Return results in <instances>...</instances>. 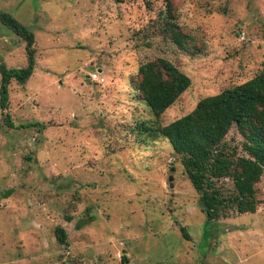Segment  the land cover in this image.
<instances>
[{"label":"rangeland","instance_id":"rangeland-1","mask_svg":"<svg viewBox=\"0 0 264 264\" xmlns=\"http://www.w3.org/2000/svg\"><path fill=\"white\" fill-rule=\"evenodd\" d=\"M172 1L186 49L148 35L164 0H0L36 61L10 84L12 125L0 110V264H264V174L256 211L207 221L169 141L139 135L153 115L129 84L156 57L190 77L167 124L248 80L264 64V0ZM25 64L0 22V66ZM226 139L242 140L234 127Z\"/></svg>","mask_w":264,"mask_h":264},{"label":"trees","instance_id":"trees-1","mask_svg":"<svg viewBox=\"0 0 264 264\" xmlns=\"http://www.w3.org/2000/svg\"><path fill=\"white\" fill-rule=\"evenodd\" d=\"M175 9L172 0H164V8L151 23L148 35L161 36L186 49L189 35L176 22ZM0 22L25 41L26 64L0 66V110L5 122L12 125L6 111L9 87L13 80L25 84L33 74L35 39L32 31L1 10ZM129 81L136 97L153 115V120L137 123L139 135L169 141L183 173L199 195L198 203L207 221L229 213L256 211L260 203L256 185L264 174V64L248 80L199 99L191 111L167 124H161L159 116L190 86V77L170 60L156 57L139 64ZM232 127L242 138L240 145L226 139ZM225 179L231 181L229 188L224 186ZM54 233L59 243L67 244L62 226H55Z\"/></svg>","mask_w":264,"mask_h":264},{"label":"built area","instance_id":"built-area-1","mask_svg":"<svg viewBox=\"0 0 264 264\" xmlns=\"http://www.w3.org/2000/svg\"><path fill=\"white\" fill-rule=\"evenodd\" d=\"M90 76H91L92 80L95 81V82H98V83L100 82L101 83V82L104 81V78L99 76V74L97 72H92L90 74Z\"/></svg>","mask_w":264,"mask_h":264},{"label":"water","instance_id":"water-1","mask_svg":"<svg viewBox=\"0 0 264 264\" xmlns=\"http://www.w3.org/2000/svg\"><path fill=\"white\" fill-rule=\"evenodd\" d=\"M169 186L172 187L173 186V182H172V176L169 177Z\"/></svg>","mask_w":264,"mask_h":264}]
</instances>
